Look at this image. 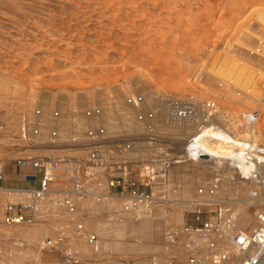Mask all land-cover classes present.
Returning a JSON list of instances; mask_svg holds the SVG:
<instances>
[{
  "label": "rangeland",
  "instance_id": "374dc122",
  "mask_svg": "<svg viewBox=\"0 0 264 264\" xmlns=\"http://www.w3.org/2000/svg\"><path fill=\"white\" fill-rule=\"evenodd\" d=\"M130 95L144 97L141 109L128 104ZM177 99L193 102L192 130L210 120L211 103L214 126L264 143V0H0V115L6 121L0 160L17 156L14 135L20 113L30 116L41 108L48 117L60 111L57 142L65 153L87 158L78 141L87 126L106 125L101 120L106 115L114 123L106 125L108 136L118 137L113 158L118 175L135 174L152 160L168 161V177L156 187L155 203L147 212L132 214L121 200L113 208L102 199L80 202L75 214L55 206L49 220L37 224L8 225L0 213V264H66L61 248L45 242L59 233L78 238L88 264L189 261L206 253L204 239H196L201 251L193 250V237L184 229L196 211L225 222L234 214L236 229L253 231L264 203L252 197L253 182L240 167L228 155L191 152L189 144L183 145L190 129L178 136L183 141L178 154L169 134L157 130L158 123L173 124ZM93 104L106 107L105 114L88 121L84 111ZM121 109L126 115L119 120ZM139 110L153 111L155 117L138 122ZM246 113H254L256 121ZM48 117L44 140L53 127ZM128 142L133 147L120 152ZM138 143L143 152L132 151ZM185 172L192 176L186 179ZM15 173L9 185L17 184ZM144 214L159 224L151 240L129 225ZM80 218H85L82 233L76 230ZM12 226L39 232L30 240L9 234ZM89 233L98 236L99 249L87 243Z\"/></svg>",
  "mask_w": 264,
  "mask_h": 264
},
{
  "label": "built area",
  "instance_id": "2783aa9c",
  "mask_svg": "<svg viewBox=\"0 0 264 264\" xmlns=\"http://www.w3.org/2000/svg\"><path fill=\"white\" fill-rule=\"evenodd\" d=\"M144 101L142 95L127 98L128 104L138 109L143 107ZM173 105L174 116L183 119L193 115V102L190 99H177ZM209 106L212 113L213 105L210 103ZM105 110L106 107L93 104L85 109L84 116L88 121H93ZM33 113L30 116L25 112L19 115V126L14 135L17 156L0 160V213L5 224H37L49 220V211L58 210L55 206L75 214L80 211L78 204L85 200L106 199L113 204V208H117L118 205L114 204L119 199L125 211L135 214L151 210L155 203L156 187L168 177V161L159 164L152 160L135 174L124 171V174L118 175V161L113 160L118 154V137H109L106 125L91 124L83 132L82 142L78 141V144L86 150L87 158L84 159L78 154L65 153L67 149L57 142L59 130L62 129L60 124H63L59 110L55 109L49 117L41 108H36ZM136 116L138 122H149L155 117L153 111L146 110H139ZM46 117L52 119L53 127L44 140L41 137ZM5 128L6 121L0 115V132ZM133 144L128 142L123 145L120 152L126 150L125 154ZM246 151L250 153L248 159L257 160L259 165L264 163V143L256 141L253 146L246 147ZM15 171L17 184L9 185L7 181ZM251 176L245 175V178H255L258 183L251 191L252 197L264 203V174L253 171ZM50 201H54V206L50 205ZM83 211L87 214V211ZM78 220L76 230L82 233L85 218ZM192 220L191 224L184 226L185 232L193 237L190 247L201 251L202 245H198L196 239L206 238V253L193 255L189 261L173 260L166 264H232L235 254L224 247L220 248L219 240L231 234L233 217L225 222L205 218L201 211H196ZM231 235L235 246L245 254L242 264H264V209L258 212L253 231H236ZM86 241L93 249H99L100 240L95 233L87 234ZM45 242L48 246L61 248L66 264H88L80 253L78 238L59 233L45 238Z\"/></svg>",
  "mask_w": 264,
  "mask_h": 264
},
{
  "label": "bare ground",
  "instance_id": "6f19581e",
  "mask_svg": "<svg viewBox=\"0 0 264 264\" xmlns=\"http://www.w3.org/2000/svg\"><path fill=\"white\" fill-rule=\"evenodd\" d=\"M104 114L105 113H103V115ZM118 115H119L118 116V119L121 120L122 117H125L126 113H124V110L121 109V111H120V113ZM100 116L102 117V115H100ZM100 116H98V117L100 118ZM245 117L247 119L253 120V121H256V119H257V117L254 116L252 113H246L245 114ZM183 119H184V122H182L181 125H180L178 123V120H180V118L176 115V116L173 117V120H172L173 121V124L158 123L157 124V127L155 126L159 132H162V133L163 132H167V134H169L168 135L169 136V140H172V143H175L177 145V150L178 151L176 152V154L182 152V145H180V143H182L183 141L182 142L179 141L180 138L178 136L182 135V130L183 129H186V130L187 129H190V130H192L191 128L193 127L192 126L193 125L192 123L194 122L193 121L194 120L193 115L192 116H188V117L183 118ZM199 119L200 118H198L196 120L199 121ZM101 120H102V123H105L107 126L112 125L114 127V123H110V122L107 121L108 120V117H106V115H104V118H102ZM186 122H188L189 126H188V124H186ZM213 124H214V119H213L212 116H210V120L207 123H205L203 121L202 122H199V125L195 129L193 128L194 130L190 131V138H189V140L186 143L184 142L185 144H183V145L189 144V149L191 150V152H193L196 149H197V151H202L203 150L205 152H208V153H202V155L209 154V153L212 154V155H215V156H217V155L218 156L219 155L220 156L221 155H228L229 157L232 158L233 163H235V165H237V166L240 167L241 172L244 175L251 176L253 171H259V172H262L264 174V163H260V165H259L258 162H257V160H255V159L254 160L248 159V155L250 153L248 151H246V147L249 148V147L253 146L254 144H256L255 143V140L256 139L254 138L255 136L252 135L250 137L248 136V137H244V138L237 137L232 132H230L226 127L224 128L223 126H220V125L214 126ZM252 125H254V124H252ZM252 125L250 126L251 131L253 129V126ZM56 126H58V125H56ZM152 126H154V125H152ZM153 129H154V127H153ZM0 133L5 134L4 130L1 131ZM167 134H166V136H167ZM192 138H193V140L190 142V139H192ZM240 138H242V139H240ZM141 147L142 146L139 145V143H138V145H136L135 149H133L132 151L133 152H136V153L143 152L144 150L141 149ZM127 154H130V152L127 153ZM202 155L200 154L199 156H202ZM182 166H183V164H182ZM190 176H192V174H190V175L187 174L185 176V178L188 179V178H190ZM250 181L253 182L251 184L252 185L251 188H255L257 186L256 185L257 184L256 183L257 180L255 178H251ZM183 191L184 192L187 191V188L185 187ZM235 201H237V200L235 199ZM239 205H237V206H239ZM236 208H238V207H236ZM242 208L240 207L241 210H242ZM241 210H239V212ZM232 216H233V226H232V230L230 231L231 234L235 233L236 231H242L244 233H247V231L240 230L239 228L236 229L235 216H234V214ZM138 219L139 220H137V221H130V224H129L130 227L132 226L133 229L142 231V233L146 237V239H149V240L152 239L151 238L152 236L155 237V234L157 235V233L155 231H156V228L159 226V224H158L157 221H155L154 218H152L151 215H148V214L145 215L144 214V215H142ZM239 219H241V217H239ZM17 225H20V224H17ZM101 228L103 229L101 231V233L102 234L104 233L103 235H105L106 232H107L106 231V228H104V227H101ZM7 231L9 232V234L10 233H13V232H17V233H19L21 235L24 234L30 240L32 239V237H34V235L38 234V232H39V231L38 232H35L36 230L35 231H29V230H27V228H21V227H16V226L10 227ZM231 234L227 235L224 239H220L219 240L220 248L221 247H224V245L226 244V242L229 243L228 245H230V246L229 247H225V248H227L228 250H231V252L236 255L234 260L235 261L236 260H239V264H242L243 257H244L245 254L242 253V251H240L235 246ZM201 239H204V241L206 243V240H205L206 238H201ZM226 239H227V241H226ZM144 245L145 244H141L142 247H145ZM49 255H51V254H49ZM235 261H233L232 264Z\"/></svg>",
  "mask_w": 264,
  "mask_h": 264
}]
</instances>
